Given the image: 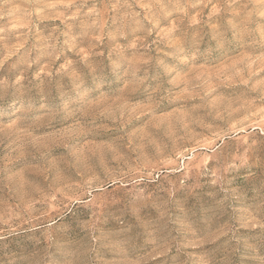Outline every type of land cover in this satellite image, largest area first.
Here are the masks:
<instances>
[{
  "label": "rangeland",
  "instance_id": "rangeland-1",
  "mask_svg": "<svg viewBox=\"0 0 264 264\" xmlns=\"http://www.w3.org/2000/svg\"><path fill=\"white\" fill-rule=\"evenodd\" d=\"M0 264H264V0H0Z\"/></svg>",
  "mask_w": 264,
  "mask_h": 264
}]
</instances>
